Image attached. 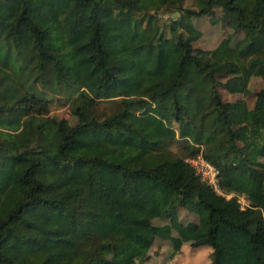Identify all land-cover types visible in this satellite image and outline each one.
Wrapping results in <instances>:
<instances>
[{
  "label": "trees",
  "instance_id": "obj_1",
  "mask_svg": "<svg viewBox=\"0 0 264 264\" xmlns=\"http://www.w3.org/2000/svg\"><path fill=\"white\" fill-rule=\"evenodd\" d=\"M183 1L0 0V264H111L102 250L150 246L153 219L186 199L209 264H264V186L238 166L218 75L157 25L168 8L236 12L240 57L264 84V0ZM61 90L71 127L50 112L46 93ZM115 98L119 111L95 113ZM254 113L264 124V85ZM197 155L218 168V190L188 161Z\"/></svg>",
  "mask_w": 264,
  "mask_h": 264
},
{
  "label": "rangeland",
  "instance_id": "obj_2",
  "mask_svg": "<svg viewBox=\"0 0 264 264\" xmlns=\"http://www.w3.org/2000/svg\"><path fill=\"white\" fill-rule=\"evenodd\" d=\"M182 6L193 8V0H184ZM168 9L159 13L157 25L164 29L169 25L175 28L182 38L192 43L199 59L212 65L220 80L219 89L242 152L238 166L264 186V124L254 113L256 92L264 84L259 76L247 71L239 54L248 40V32L235 28L236 12L224 15L220 6L202 16L190 15L181 8ZM19 56L24 64L28 62V53L21 52ZM46 97L52 99L49 105L52 114L63 117L68 127L77 123L73 102L62 90L58 93L48 91ZM120 109L119 99L115 98L98 100L94 110L98 115L106 116ZM173 150L179 151L176 146ZM224 165L229 166L230 162ZM239 200L243 206L247 204L243 195H239ZM153 224L156 236L150 246L123 243L102 250L100 256L109 259L111 264L210 263L211 247L191 245L198 215L187 199L164 217L154 218Z\"/></svg>",
  "mask_w": 264,
  "mask_h": 264
},
{
  "label": "built area",
  "instance_id": "obj_3",
  "mask_svg": "<svg viewBox=\"0 0 264 264\" xmlns=\"http://www.w3.org/2000/svg\"><path fill=\"white\" fill-rule=\"evenodd\" d=\"M188 161L195 167L203 180L218 190L217 176L219 171L216 166L205 160L201 155L189 158Z\"/></svg>",
  "mask_w": 264,
  "mask_h": 264
}]
</instances>
